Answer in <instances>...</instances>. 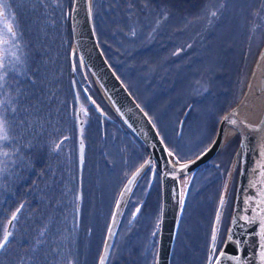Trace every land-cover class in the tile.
<instances>
[{"label": "rangeland", "instance_id": "obj_1", "mask_svg": "<svg viewBox=\"0 0 264 264\" xmlns=\"http://www.w3.org/2000/svg\"><path fill=\"white\" fill-rule=\"evenodd\" d=\"M0 4V239L15 214L0 264H97L116 198L147 152L81 72L76 55L71 65L72 0ZM263 4L92 0L103 54L180 161L210 146L220 120L243 93L264 41ZM78 111L84 123L80 169ZM225 139L219 153L184 180L169 264H211L222 248L240 148L238 134ZM40 185L49 208L40 206L36 214L33 189ZM143 186L144 180L127 199L106 264H156L161 198L146 201ZM75 207L81 217L74 216ZM56 214L66 217L57 227ZM72 235L79 238L75 247Z\"/></svg>", "mask_w": 264, "mask_h": 264}, {"label": "water", "instance_id": "obj_2", "mask_svg": "<svg viewBox=\"0 0 264 264\" xmlns=\"http://www.w3.org/2000/svg\"><path fill=\"white\" fill-rule=\"evenodd\" d=\"M260 11L264 15V4ZM69 25L73 43L71 65H74V55H76L81 72L84 75L86 72L88 73L92 83L95 84L105 101L112 107L123 124L142 143L147 152L143 162L126 179L116 198L97 264H106L127 199L141 175L148 168H151L153 172L155 168L158 170L161 187L156 264H169L180 217L181 203L185 195L183 194L184 180L203 163L219 153L229 133H231V137L236 134L240 137L239 170L236 186L233 189V209L229 228L222 248L216 257H219L218 264H251V261L259 256L258 254L253 258L254 250L258 249L264 240L261 228L262 223H264V204L261 203L264 201V134L262 136L253 135L247 128V123L238 115L237 109L250 92L253 79L264 59V41L252 65L243 93L238 98L237 103L220 120L210 146L196 157L180 161L169 152L147 113L127 89L103 54L94 33L92 0H72ZM71 84L75 89V69L71 71ZM77 117L79 123L78 166L80 169L84 157L82 139L84 123L80 111L77 112ZM182 165H187V167L181 168ZM235 168L236 166L233 170ZM233 170H231V192L234 182ZM229 193L222 197L223 203L221 201L219 203L217 216H219L223 204L228 201ZM79 208L80 194H78V211ZM13 220L12 216L6 227V232H10ZM213 244L214 239L212 238L209 259L213 251ZM211 264H217L216 258Z\"/></svg>", "mask_w": 264, "mask_h": 264}, {"label": "bare ground", "instance_id": "obj_3", "mask_svg": "<svg viewBox=\"0 0 264 264\" xmlns=\"http://www.w3.org/2000/svg\"><path fill=\"white\" fill-rule=\"evenodd\" d=\"M260 65L253 79L250 92L237 109L238 115L247 123V128L253 135L257 136L264 134V59ZM262 253H264V240H262L260 247L254 250L253 258L258 254L259 256L257 259H253L251 264H264V259L261 258Z\"/></svg>", "mask_w": 264, "mask_h": 264}, {"label": "flooded vegetation", "instance_id": "obj_4", "mask_svg": "<svg viewBox=\"0 0 264 264\" xmlns=\"http://www.w3.org/2000/svg\"><path fill=\"white\" fill-rule=\"evenodd\" d=\"M135 155L136 156L138 155V150L135 151L134 156ZM157 174H158V171H157L156 168H155L154 172L151 170V168L150 169L148 168L141 175V177L139 178L138 182L134 186L132 192L135 194L136 190L139 187L140 182L142 180H144V186L143 187L145 188L146 191H148V194H147V197H146V201H149V196H156V194L158 196V199L160 200V198H161V187H160V180H159V177H158ZM133 193H132V195H133ZM143 200H144V198H143Z\"/></svg>", "mask_w": 264, "mask_h": 264}, {"label": "trees", "instance_id": "obj_5", "mask_svg": "<svg viewBox=\"0 0 264 264\" xmlns=\"http://www.w3.org/2000/svg\"><path fill=\"white\" fill-rule=\"evenodd\" d=\"M237 101H235L234 102V104L236 103ZM233 104V105H234ZM22 174H23V172H21L20 171V175L22 176ZM19 183H21L22 184V181H20ZM40 188H34L33 189V191H34V196H36L37 197V199L39 200V202H38V204L36 205V209H38L37 211H35V213L37 214L38 212H39V210H42V207H40V206H43V207H45V208H49V202L48 203H45L46 202V189L45 188H43L41 185L39 186ZM38 189V190H37ZM75 191H76V188H75ZM30 193H31V188H30V192L28 193L29 195H30ZM44 194V195H43ZM78 194H80V193H78ZM6 195V194H5ZM38 195H39V197H38ZM41 195V196H40ZM76 199H77V196H76ZM17 203H14L13 205L15 206ZM75 217H77V216H79V217H81V215L79 214V213H77V207H75V215H74ZM65 219H66V217L64 218V221H65ZM63 220H60L59 219V215L58 214H56L55 216H54V218H53V220H52V223L57 227V226H59V224L61 225L63 222H64ZM54 233V235L56 236V237H58V235H57V233H55V232H53ZM33 236H35V235H33ZM60 236H62V233H61V235ZM78 238V237H77ZM71 240H72V242H73V244H74V247H75V241L77 242L78 240H79V238H78V240L76 239V236H74V235H72L71 236Z\"/></svg>", "mask_w": 264, "mask_h": 264}, {"label": "snow or ice", "instance_id": "obj_6", "mask_svg": "<svg viewBox=\"0 0 264 264\" xmlns=\"http://www.w3.org/2000/svg\"><path fill=\"white\" fill-rule=\"evenodd\" d=\"M4 5L3 4H0V14H2V9H3ZM7 31L9 33H12V29L11 28H7ZM12 35L14 36L15 33H12ZM5 43H7V41H5ZM0 119H2V117H0ZM234 123V121H233ZM4 139H7V136L4 137ZM5 155H7L5 153ZM187 165H182L181 168H186ZM221 203H223V198H221ZM262 204H264V201H261ZM20 209H17V212H19ZM13 219H15V214H13ZM261 228H262V235H264V223H262L261 225ZM11 236V233L10 232H5V234L3 235V238L0 239V249H2L6 243L8 242L9 240V237ZM213 239H215V233L213 234ZM223 255V254H221ZM261 258L264 259V253L261 254ZM211 259V257H210ZM216 261H217V264H218V261H219V257H216Z\"/></svg>", "mask_w": 264, "mask_h": 264}]
</instances>
